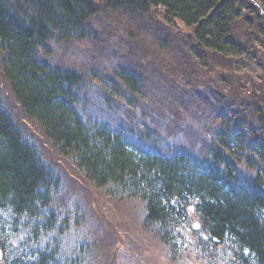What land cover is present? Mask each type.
<instances>
[{
    "label": "trees",
    "instance_id": "trees-1",
    "mask_svg": "<svg viewBox=\"0 0 264 264\" xmlns=\"http://www.w3.org/2000/svg\"><path fill=\"white\" fill-rule=\"evenodd\" d=\"M75 37L102 38L119 46L118 55L134 58L117 72L131 92L150 102L145 78L134 69L146 64L172 58L186 69V78L208 75L211 84L221 83L220 91L232 96L207 105L206 113L216 117L207 122L212 139L199 129L156 146L154 123L142 129L88 118L79 109L85 74L51 68L36 54L51 38ZM255 47L264 52V0H0V72L24 117L38 124L83 181L106 188L122 204L139 201L144 224L167 250L180 253V229L187 227L194 250L211 264H264V102L256 92L229 91L230 78L220 66L248 62ZM137 54L150 59L142 62ZM255 59L262 64L264 55ZM104 78L112 96L110 77ZM127 101H116L124 114L132 109ZM52 168L0 97V207L9 212L14 233L8 237L6 224H0V264H87L86 256L93 255L88 242L79 245L85 261L83 254L63 250L59 238L71 223L58 218L55 199L62 185ZM23 231L14 246L13 237Z\"/></svg>",
    "mask_w": 264,
    "mask_h": 264
},
{
    "label": "rangeland",
    "instance_id": "rangeland-1",
    "mask_svg": "<svg viewBox=\"0 0 264 264\" xmlns=\"http://www.w3.org/2000/svg\"><path fill=\"white\" fill-rule=\"evenodd\" d=\"M98 21L99 17L94 18L92 23L96 25ZM116 49H119L118 45H111L110 42H106L102 38L97 42L82 37L69 40L51 38L43 46H38L36 54L39 61L47 63L51 68H71L85 74L84 85L80 91L81 94L86 91V98L85 102L80 104L79 109L90 119L94 117L92 119L110 121L115 125H118L119 122L124 123V126L140 125L142 129L146 128V125L154 123V126L160 131L154 130L151 136V142L157 144L156 146H163L166 139H174L179 135L189 137L199 129L203 130L205 136L212 139V130L207 127V122L211 121L213 116L212 123H215L216 117L214 114L206 113V108L208 104L223 96L219 89V86H222L221 83L215 86L216 81L212 79L211 84L208 75L189 78L191 74L186 78V69L172 58L166 63L159 61L157 66L146 64L144 68L134 69L143 74L145 78L147 91L153 96V102H150L145 94L139 97L121 81L120 72L117 71L123 70V63L131 65L134 59H126L118 55ZM111 53H114L112 58L109 57ZM246 60L248 62L234 59L232 62L223 61L221 63V60L218 59L211 64L221 63L222 74L230 78L231 81V84L226 83L229 86V91L231 87V92L237 89L263 95L264 69L260 68L261 63ZM177 66L180 69L179 73ZM92 73H95L98 79ZM107 76L110 77L108 81L111 83L107 87L112 91V96L107 94V89L104 87L103 81L106 79L104 77ZM176 83L185 88L177 87ZM213 91L216 93L214 94ZM0 97L14 120L21 126L22 131L24 130L28 139L42 151L45 161L53 167L55 175L60 177L61 197L55 199L60 202L59 207H56L59 212L58 218L63 220L66 217L71 223V231H68L63 240L57 236L65 253L83 254L84 261L86 257H90L89 260L87 259V264L213 263L209 262L208 258L200 256L201 252L198 253L194 250L195 241L191 239L187 227L180 229V253L173 254L160 243L151 228L144 224L139 201L134 199L131 204H122L104 192L107 190L106 188H98L83 181L76 167L52 147L38 124L24 117L1 72ZM127 98L130 102L127 101ZM114 101L115 104H117L116 101L119 103L127 101L126 106L132 109H128L124 114L122 105L112 104L111 102L114 103ZM144 109H149V115L142 116ZM92 112L97 116L92 115ZM123 116L128 120L125 121ZM143 118L145 122H143ZM131 119L132 121H130ZM198 138H201L200 133ZM190 144L191 142L186 143V146ZM144 147L153 151L150 145ZM159 150L163 151L162 148ZM62 200L64 203L61 202ZM8 213L0 207V224L4 223L7 226L3 233L12 237L14 233L9 226L11 217ZM85 220L86 222L83 223ZM94 229L97 235L94 234ZM24 235V231L20 235L19 233L15 235L12 239L13 245L20 244ZM119 240L121 241L118 243ZM84 242L92 244L90 247L93 251L92 256L85 257V252L83 253V250L79 249V245ZM77 245L78 248H76Z\"/></svg>",
    "mask_w": 264,
    "mask_h": 264
},
{
    "label": "bare ground",
    "instance_id": "bare-ground-1",
    "mask_svg": "<svg viewBox=\"0 0 264 264\" xmlns=\"http://www.w3.org/2000/svg\"><path fill=\"white\" fill-rule=\"evenodd\" d=\"M89 41H90V40H89ZM247 47L252 48V42L247 41ZM261 54L264 55V52H263L261 49L259 50L258 48L255 47V50L252 52V55H250L248 59H249L250 61H252V62H256L255 55L258 56V59H259L260 56H261ZM138 56H139V54H137V56H135V58H136V57L139 58ZM131 57H132V56H131ZM150 57H151V56H150ZM247 57H248V56H247ZM247 57H246V58H247ZM141 58H142V57H140L139 60L142 61V62H143V61H147L148 59H150V58H148V59H141ZM133 59H134V58H133ZM144 63H148V62H144ZM260 68H263V69H264V62L261 64ZM215 86H218V85H215ZM219 89H220V86H219ZM229 93H230V92H229ZM229 93L223 92V95H224V94H227V96H230L231 94L229 95ZM231 96H232V95H231ZM259 96H260V97H259V100L262 101V102H264V94H263V95H259ZM221 97H222V96H221ZM253 105H255V103H254ZM94 234L97 235V232H96L95 229H94Z\"/></svg>",
    "mask_w": 264,
    "mask_h": 264
},
{
    "label": "water",
    "instance_id": "water-1",
    "mask_svg": "<svg viewBox=\"0 0 264 264\" xmlns=\"http://www.w3.org/2000/svg\"><path fill=\"white\" fill-rule=\"evenodd\" d=\"M195 227H198V223H196ZM0 253H1V251H0Z\"/></svg>",
    "mask_w": 264,
    "mask_h": 264
}]
</instances>
